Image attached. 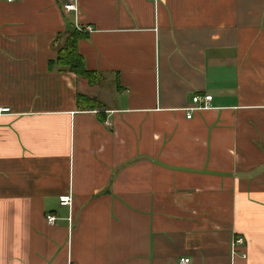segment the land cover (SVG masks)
I'll return each mask as SVG.
<instances>
[{
	"label": "crops",
	"instance_id": "crops-1",
	"mask_svg": "<svg viewBox=\"0 0 264 264\" xmlns=\"http://www.w3.org/2000/svg\"><path fill=\"white\" fill-rule=\"evenodd\" d=\"M1 108L0 264H264V0H0Z\"/></svg>",
	"mask_w": 264,
	"mask_h": 264
},
{
	"label": "trees",
	"instance_id": "trees-1",
	"mask_svg": "<svg viewBox=\"0 0 264 264\" xmlns=\"http://www.w3.org/2000/svg\"><path fill=\"white\" fill-rule=\"evenodd\" d=\"M86 37L83 31L73 29L67 33L64 41L56 49V57L49 61V67L58 66L60 71H70L78 77L93 85L97 82V76L94 71L85 68L83 57L77 50V42L79 39ZM76 102L79 108L95 109L101 108L103 105L93 97L83 94L76 95Z\"/></svg>",
	"mask_w": 264,
	"mask_h": 264
},
{
	"label": "built area",
	"instance_id": "built-area-1",
	"mask_svg": "<svg viewBox=\"0 0 264 264\" xmlns=\"http://www.w3.org/2000/svg\"><path fill=\"white\" fill-rule=\"evenodd\" d=\"M11 1V0H8ZM63 9L65 12H70V11H76L77 6L75 2H68L63 5ZM77 30L79 31H91L92 28L90 27H76ZM210 100H211V95H194L192 97V103L193 106L187 109L186 117L190 118L191 117V111L195 109H204L209 107L210 105ZM8 111V108H1L0 112H6ZM60 205H70L71 204V198L69 196L61 197L59 200ZM46 222L48 224H53L55 221V216L52 214H48L45 217ZM243 244V239L241 237L235 238L232 243H231V252L234 253L235 247L237 245H242ZM178 264H191V261L188 257H181L178 260Z\"/></svg>",
	"mask_w": 264,
	"mask_h": 264
}]
</instances>
